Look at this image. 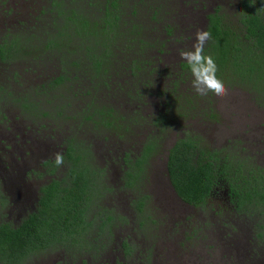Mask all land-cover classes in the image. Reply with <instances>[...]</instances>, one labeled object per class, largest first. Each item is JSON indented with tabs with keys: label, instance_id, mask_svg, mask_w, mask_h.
<instances>
[{
	"label": "rangeland",
	"instance_id": "374dc122",
	"mask_svg": "<svg viewBox=\"0 0 264 264\" xmlns=\"http://www.w3.org/2000/svg\"><path fill=\"white\" fill-rule=\"evenodd\" d=\"M247 11L264 21V0H0V221L17 224L34 208L38 188L59 175L43 164L68 142L101 176L92 217H111L87 252L48 250L28 264H264V200L238 212L220 185L194 207L166 172L168 151L189 136L264 188V64L249 55L258 50ZM213 14L242 54L217 65L223 97L198 95L179 56ZM149 141L159 149L127 188V166Z\"/></svg>",
	"mask_w": 264,
	"mask_h": 264
},
{
	"label": "trees",
	"instance_id": "16d2710c",
	"mask_svg": "<svg viewBox=\"0 0 264 264\" xmlns=\"http://www.w3.org/2000/svg\"><path fill=\"white\" fill-rule=\"evenodd\" d=\"M221 18L216 14L207 16L206 30L211 33V39L204 46V54L212 56L216 65L223 68L229 63L236 64L242 54L235 42L236 34L224 25ZM242 22L247 38L253 39V45L258 50V54L253 55L250 51L249 55L253 56L255 64L263 65L264 21L261 14L247 11ZM84 23L88 25L89 21L84 18ZM79 34L82 35L81 31ZM72 53L75 54V51ZM101 63V59L96 60L91 68L96 69ZM72 65L76 67L78 63ZM181 66L190 70L187 63ZM167 113L161 116L160 125L166 120ZM107 116L105 119L103 116L102 122L112 127L113 122L106 120ZM188 137L174 143L166 162L168 180L185 204L204 207L217 194L220 185H225L221 187L222 191L238 212L261 204L264 188L257 184V179L251 176L241 179L239 166L231 170L230 162L222 159L218 152L203 150L194 138ZM158 145L154 141L147 142L133 165L127 166L125 187H135L133 179L137 176L136 171L142 166L144 170L145 164L157 153ZM85 153L68 142L62 154L63 165L57 166L55 162L43 164L50 168L49 174L53 175L58 170L59 175L38 188L34 208L27 211L20 222L0 221V264H28L48 250L63 249L71 254L87 252L90 238L103 239L108 234L111 217L103 213L92 217L95 200L99 197L95 193L101 176L87 166L88 156ZM137 197L132 203L142 211L146 197ZM259 238L264 239V236L261 234Z\"/></svg>",
	"mask_w": 264,
	"mask_h": 264
},
{
	"label": "clouds",
	"instance_id": "9594fccd",
	"mask_svg": "<svg viewBox=\"0 0 264 264\" xmlns=\"http://www.w3.org/2000/svg\"><path fill=\"white\" fill-rule=\"evenodd\" d=\"M211 39V33L207 30H197L194 43L190 50H179L181 60L189 66L193 80L192 87L200 96H207L212 92L216 96L227 95V88L222 80L216 76L217 65L210 55L204 54V46ZM64 157L61 153L55 154V164L61 166Z\"/></svg>",
	"mask_w": 264,
	"mask_h": 264
},
{
	"label": "flooded vegetation",
	"instance_id": "af4514ba",
	"mask_svg": "<svg viewBox=\"0 0 264 264\" xmlns=\"http://www.w3.org/2000/svg\"><path fill=\"white\" fill-rule=\"evenodd\" d=\"M23 196H24V195H23ZM22 203H23V202H22ZM30 210H31V209H30ZM30 210H29V211H30ZM26 213H27V212H26ZM26 213H25L24 215H26Z\"/></svg>",
	"mask_w": 264,
	"mask_h": 264
}]
</instances>
